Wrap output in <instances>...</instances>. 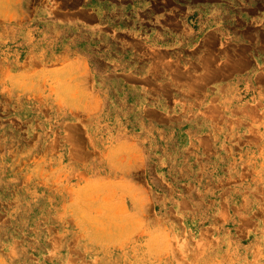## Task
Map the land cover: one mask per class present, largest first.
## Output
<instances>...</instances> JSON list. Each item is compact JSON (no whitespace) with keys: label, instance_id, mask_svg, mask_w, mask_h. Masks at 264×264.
Listing matches in <instances>:
<instances>
[{"label":"rangeland","instance_id":"obj_1","mask_svg":"<svg viewBox=\"0 0 264 264\" xmlns=\"http://www.w3.org/2000/svg\"><path fill=\"white\" fill-rule=\"evenodd\" d=\"M245 3L0 0V264H264Z\"/></svg>","mask_w":264,"mask_h":264},{"label":"crops","instance_id":"obj_2","mask_svg":"<svg viewBox=\"0 0 264 264\" xmlns=\"http://www.w3.org/2000/svg\"><path fill=\"white\" fill-rule=\"evenodd\" d=\"M196 4L199 8H202L201 3H195L194 5ZM244 5L247 9V15L259 21L264 20V2L262 0H246V3ZM235 6L239 7V1L236 2ZM239 13L241 12H238V10H236V14L239 15Z\"/></svg>","mask_w":264,"mask_h":264}]
</instances>
